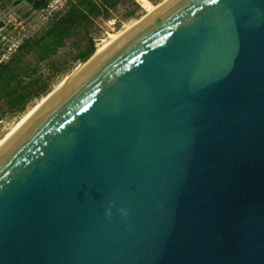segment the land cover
Wrapping results in <instances>:
<instances>
[{"label":"water","instance_id":"95a60500","mask_svg":"<svg viewBox=\"0 0 264 264\" xmlns=\"http://www.w3.org/2000/svg\"><path fill=\"white\" fill-rule=\"evenodd\" d=\"M0 264H264V0L164 1L2 142Z\"/></svg>","mask_w":264,"mask_h":264},{"label":"trees","instance_id":"16d2710c","mask_svg":"<svg viewBox=\"0 0 264 264\" xmlns=\"http://www.w3.org/2000/svg\"><path fill=\"white\" fill-rule=\"evenodd\" d=\"M51 1L28 0L36 11L45 10ZM119 7L125 9V17L139 9L135 0H66L61 9L53 11L44 31L36 38L23 39L0 64V100L6 108L21 110L29 99L46 91V78L40 73V66L47 63L52 70L54 55L67 42L76 48L73 60H86L95 50L90 33L96 19L111 18Z\"/></svg>","mask_w":264,"mask_h":264},{"label":"rangeland","instance_id":"374dc122","mask_svg":"<svg viewBox=\"0 0 264 264\" xmlns=\"http://www.w3.org/2000/svg\"><path fill=\"white\" fill-rule=\"evenodd\" d=\"M17 1L18 4H16ZM65 1L52 0L45 10L36 11L31 8L28 0H2L0 2V20L3 23L0 28V64L9 58L23 39L36 38L40 35L46 28L52 12L61 9ZM135 1L138 3L139 9L128 17L124 16L125 9L119 7L113 12L111 18L96 19L90 33L93 37L95 50L108 42L110 43L117 34L125 32L148 14L145 5L157 7L166 0ZM75 54L76 48L67 42L54 55L52 70L47 63L40 66V73L46 78V91L29 99L21 110H8L5 102L0 100V138L11 130L15 123L37 102L55 90L66 77L75 71V68L81 63L73 60Z\"/></svg>","mask_w":264,"mask_h":264},{"label":"bare ground","instance_id":"6f19581e","mask_svg":"<svg viewBox=\"0 0 264 264\" xmlns=\"http://www.w3.org/2000/svg\"><path fill=\"white\" fill-rule=\"evenodd\" d=\"M159 6V5H158ZM148 13L150 11H152L153 9H155L156 7H148L147 5H145ZM131 28V27H130ZM129 28V29H130ZM127 31V30H126ZM125 31V32H126ZM125 32L119 33L117 34V36L110 41V43L108 42V44H104L103 46L98 47L93 54L84 62H81L80 65L78 67L75 68V71L73 73H71L70 76L66 77L65 80H63L62 83H60V85L57 86V88L51 92H49L46 96H44L39 102H37L27 113H25L16 123L15 125L11 128V130H9L2 138H0V144L2 142H4L44 101H46L51 95H53L59 88H61L67 81H69L94 55H96L98 52H100L101 50H103L105 47H107L109 44H111L112 42H114L116 39H118L122 34H124Z\"/></svg>","mask_w":264,"mask_h":264}]
</instances>
